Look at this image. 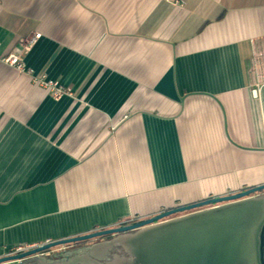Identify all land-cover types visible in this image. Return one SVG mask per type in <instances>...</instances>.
I'll use <instances>...</instances> for the list:
<instances>
[{
	"label": "crops",
	"instance_id": "0c3cea01",
	"mask_svg": "<svg viewBox=\"0 0 264 264\" xmlns=\"http://www.w3.org/2000/svg\"><path fill=\"white\" fill-rule=\"evenodd\" d=\"M255 51L264 0H0V256L263 184Z\"/></svg>",
	"mask_w": 264,
	"mask_h": 264
},
{
	"label": "water",
	"instance_id": "95a60500",
	"mask_svg": "<svg viewBox=\"0 0 264 264\" xmlns=\"http://www.w3.org/2000/svg\"><path fill=\"white\" fill-rule=\"evenodd\" d=\"M77 244L83 253L67 250ZM115 246L128 255L102 262ZM0 264H264V183L3 255Z\"/></svg>",
	"mask_w": 264,
	"mask_h": 264
},
{
	"label": "built area",
	"instance_id": "2783aa9c",
	"mask_svg": "<svg viewBox=\"0 0 264 264\" xmlns=\"http://www.w3.org/2000/svg\"><path fill=\"white\" fill-rule=\"evenodd\" d=\"M41 34L36 33L34 36L28 40L27 42L23 43L22 46H15L10 52H8L3 60L8 63L9 65L17 68L19 71H27L26 65L23 61L22 54L23 51H27L32 44L40 38ZM264 66V52H254L253 56V72L256 74V86L257 89H254V94L257 95L264 85V75H260ZM38 83L44 84V86L50 91L54 98H60L65 94H71L70 90L65 88L64 86L60 85L58 82L55 81H46L43 78L36 80ZM51 241H47L40 244H27V243H20L10 247L9 252L7 255L18 254L21 252H25L29 249L35 248L37 246L43 245ZM45 255H49L50 251L43 252Z\"/></svg>",
	"mask_w": 264,
	"mask_h": 264
},
{
	"label": "flooded vegetation",
	"instance_id": "af4514ba",
	"mask_svg": "<svg viewBox=\"0 0 264 264\" xmlns=\"http://www.w3.org/2000/svg\"><path fill=\"white\" fill-rule=\"evenodd\" d=\"M110 238H111V236L104 237L103 239H99V240L110 239ZM83 246L84 245H82V244L72 245V246L67 247V250H78V249H80L81 250L80 253H83L84 252L82 249ZM100 254L103 255V257L101 259L102 262H106L108 260L113 259L114 254L128 255L126 253V251L120 246H115V247L111 248L108 252H101Z\"/></svg>",
	"mask_w": 264,
	"mask_h": 264
},
{
	"label": "rangeland",
	"instance_id": "374dc122",
	"mask_svg": "<svg viewBox=\"0 0 264 264\" xmlns=\"http://www.w3.org/2000/svg\"><path fill=\"white\" fill-rule=\"evenodd\" d=\"M177 215H179V214H177Z\"/></svg>",
	"mask_w": 264,
	"mask_h": 264
}]
</instances>
